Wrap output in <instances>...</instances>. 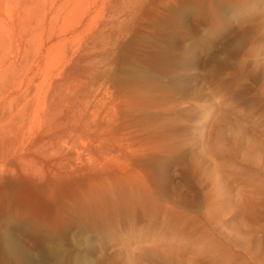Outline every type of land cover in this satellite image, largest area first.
Returning <instances> with one entry per match:
<instances>
[{"label": "rangeland", "instance_id": "rangeland-1", "mask_svg": "<svg viewBox=\"0 0 264 264\" xmlns=\"http://www.w3.org/2000/svg\"><path fill=\"white\" fill-rule=\"evenodd\" d=\"M0 105V264H264V0H0Z\"/></svg>", "mask_w": 264, "mask_h": 264}, {"label": "bare ground", "instance_id": "bare-ground-1", "mask_svg": "<svg viewBox=\"0 0 264 264\" xmlns=\"http://www.w3.org/2000/svg\"><path fill=\"white\" fill-rule=\"evenodd\" d=\"M144 72V71H143ZM25 91H27V89H25ZM28 92V91H27ZM27 92H22V94L20 93V97H22V95H24V96H27ZM19 94V93H18ZM16 95V94H15ZM19 96V95H18ZM3 97V96H2ZM12 97H14V95L12 96ZM4 98V97H3ZM15 98H17V97H15ZM2 99V98H1ZM6 99V98H5ZM4 99V100H5ZM16 100V99H15ZM15 100H14V102H15ZM6 101H7V99H6ZM13 101V98H12V100L10 101V102H12ZM2 102V101H1ZM5 102V101H4ZM3 102V103H4ZM13 103V102H12ZM4 104H2V106H3ZM12 105V104H11ZM14 105V104H13ZM1 106V105H0ZM1 106V107H2ZM12 107V106H11ZM13 108V107H12ZM11 109V108H10ZM2 110H3V108H2ZM8 110V109H7ZM5 111V110H4ZM9 112L11 111V110H8ZM24 111H25V109H24ZM23 111V112H24ZM8 112V113H9ZM18 112V111H17ZM20 112V115H21V117L23 116L22 114L23 113H21V111H19ZM3 113V112H2ZM7 113V112H6ZM3 114H5V113H3ZM26 114V113H25ZM5 115H7V117L6 118H8L7 119V121H3V118H1L0 117V122H1V120H2V122H4L5 124L4 125H1L0 124V132L1 131H3L4 132V134L2 133H0L2 136L3 135H5L6 136V134L7 135H9V136H11V138H10V140H14V139H18L19 140V138H18V134L17 133H20L19 131H20V129H22V126H23V119H25L26 120V118L24 117V118H21L20 117V115L19 114H17L16 112L15 113H13L12 111L9 113V114H5ZM5 115H4V117H5ZM25 116V115H24ZM3 117V116H2ZM6 120V119H5ZM25 122V121H24ZM26 127V126H25ZM29 128V127H28ZM26 130H28V129H26ZM26 130H23V131H26ZM22 132V131H21ZM27 132V131H26ZM25 132V133H26ZM31 132V131H30ZM29 132V133H30ZM31 134V133H30ZM25 136V135H24ZM27 136H28V134H27ZM26 136V137H27ZM30 136H28V138H29ZM0 138H3V137H0ZM5 138H8V137H5ZM22 138H23V136H22ZM24 139V138H23ZM22 139V140H23ZM1 140V139H0ZM5 140V139H4ZM18 140H17V142H18ZM26 140V139H25ZM6 141H8V140H5V142ZM24 141V140H23ZM23 141H21V142H23ZM1 142H2V140H1ZM11 142V141H10ZM14 142H16V140L14 141ZM25 142V141H24ZM27 142H28V140H27ZM7 143V142H6ZM5 143V144H6ZM26 143V142H25ZM29 143V142H28ZM31 143V142H30ZM4 144V145H5ZM8 144H9V141H8ZM7 144V145H8ZM13 144V143H12ZM17 144V143H16ZM15 144V145H16ZM20 144H22V143H19V146H21ZM24 144V143H23ZM23 144H22V146H23ZM3 145V147H5ZM9 145H11V143L9 144ZM14 145V144H13ZM12 145V146H13ZM18 145V144H17ZM26 145V144H25ZM34 145V144H33ZM0 146H2V145H0ZM12 146H10V147H12ZM29 146V145H28ZM59 146V145H58ZM15 147V146H14ZM13 147V148H14ZM57 147V146H56ZM13 148H10V149H7V151H5L6 149H4V151H2V152H0V172H1V174H2V172H4L5 170H7L8 169V164L6 163V157H7V153L6 152H8L9 150H11L10 151V153L12 152H14V150H13ZM22 149H24V147H21ZM20 148V149H21ZM59 148L61 149V147L59 146ZM58 148V149H59ZM1 149V148H0ZM37 150H38V148H36ZM16 150H19V148H17V146H16ZM36 150V151H37ZM20 151V150H19ZM16 152V151H15ZM14 152V153H15ZM35 152V151H34ZM10 153H8V155L10 154ZM38 153V152H37ZM16 154H17V152H16ZM22 155V154H21ZM25 155V154H24ZM9 157V156H8ZM12 157H13V155H12ZM27 157V156H26ZM19 159H20V157H19ZM28 160V159H27ZM27 160H24L22 163H20V165H21V167H22V169L23 170H25V172H32V173H36L37 172V175H38V171H40V173L39 174H42L41 173V167L40 166H38L36 169H39L38 171H36L35 170V167L36 166H33L29 161H27ZM8 162H9V160H7ZM11 162L12 161H10V163L9 164H11ZM34 162V161H33ZM58 163H59V165H60V163L61 162H59L58 161ZM19 165V166H20ZM34 165H36V164H34ZM20 167V168H21ZM62 167V166H61ZM11 168H9V170H10ZM8 171V170H7ZM11 171H13V170H10V173H11ZM35 171V172H34ZM9 172V171H8ZM7 172V173H8ZM18 172V171H17ZM5 173V172H4ZM3 173V174H4ZM2 174V175H3ZM9 174V173H8ZM60 174V173H59ZM10 175V174H9ZM12 175V174H11ZM26 175V174H25ZM44 175V174H43ZM42 175V176H43ZM61 175V174H60ZM60 175H59V177H60ZM31 176H33V175H31ZM3 176H1L0 178H2ZM11 177V176H10ZM56 177V176H55ZM62 177V176H61ZM60 177V178H61ZM35 178V177H34ZM64 178V177H63ZM62 179V178H61ZM40 183V182H39ZM58 183V182H57ZM132 183V182H131ZM139 183V182H138ZM44 184V183H43ZM62 184V183H61ZM115 184V183H114ZM110 185V184H109ZM117 185V184H116ZM133 185H134V182H133ZM58 186H62V185H58ZM139 186V185H138ZM63 187V186H62ZM132 187V186H131ZM136 188V187H135ZM116 190V189H115ZM131 190H132V188H131ZM109 191V190H108ZM134 191V190H133ZM61 192V191H60ZM105 192V191H104ZM112 192V191H111ZM53 195V194H52ZM61 196V195H60ZM44 197V196H43ZM47 197H48V195H47ZM135 197H137V196H135ZM145 198V197H144ZM100 199V198H99ZM118 199V198H117ZM146 199H148L147 197H146ZM47 200V199H46ZM149 200V199H148ZM147 200V201H148ZM49 201V200H48ZM132 202V201H131ZM51 203V202H50ZM49 203V204H50ZM119 203V202H118ZM150 203V205L152 204L151 202H149ZM64 205V204H63ZM127 203H126V201L123 199L121 202H120V204H118L117 205V209L116 210H118V211H120V210H123V211H126V208H127ZM122 208H124V209H122ZM64 209V208H63ZM34 211V210H33ZM35 212V211H34ZM39 212H41V211H39ZM39 214V213H38ZM80 217V216H79ZM12 218H14V216L12 217ZM42 218V217H41ZM17 219V218H16ZM91 219V218H90ZM29 220V219H28ZM76 220V219H75ZM81 220V219H80ZM9 221V220H8ZM27 223V222H26ZM95 223V222H94ZM80 224V223H79ZM98 226V225H97ZM9 229V228H8ZM50 230V229H49ZM3 231V230H2ZM9 231V230H8ZM44 231V230H43ZM7 233V232H6ZM13 233V232H12ZM25 233V232H24ZM51 233V232H50ZM52 234V233H51ZM48 235V234H47ZM58 236V235H57ZM30 237V236H29ZM12 239H13V237H12ZM16 239V238H15ZM31 239H33V238H31ZM56 239V238H55ZM7 242V241H6ZM41 242V241H40ZM48 243V242H47ZM10 244V243H9ZM38 244V243H37ZM12 245V244H11ZM54 245V244H53ZM14 246V245H13ZM17 247V246H16ZM38 251V250H37ZM23 252V251H22ZM60 252V251H59ZM6 253H8V252H6ZM21 253V252H20ZM61 253V252H60ZM50 254V253H49ZM8 255V254H7ZM32 255V254H31ZM25 256V255H24ZM39 256V255H38ZM16 257V256H15ZM40 257V256H39ZM26 258V257H25ZM44 258V257H43ZM47 258V257H46ZM26 259H28L30 262H32L33 264H37L38 262V260L39 259H37V261L35 260V259H33V257L32 256H27V258ZM42 259V258H41ZM45 259V258H44ZM25 260V259H24ZM35 261V262H34ZM20 262V261H19ZM37 262V263H36ZM40 262V261H39ZM28 263V262H27ZM31 263V264H32ZM29 264V263H28ZM44 264V263H43Z\"/></svg>", "mask_w": 264, "mask_h": 264}]
</instances>
